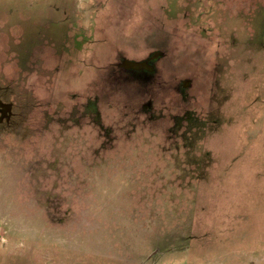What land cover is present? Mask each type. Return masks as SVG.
<instances>
[{
  "label": "rangeland",
  "instance_id": "rangeland-1",
  "mask_svg": "<svg viewBox=\"0 0 264 264\" xmlns=\"http://www.w3.org/2000/svg\"><path fill=\"white\" fill-rule=\"evenodd\" d=\"M0 264H264V0H0Z\"/></svg>",
  "mask_w": 264,
  "mask_h": 264
},
{
  "label": "flooded vegetation",
  "instance_id": "flooded-vegetation-1",
  "mask_svg": "<svg viewBox=\"0 0 264 264\" xmlns=\"http://www.w3.org/2000/svg\"><path fill=\"white\" fill-rule=\"evenodd\" d=\"M156 52H158V51H156ZM156 52H155V53H156ZM155 53L153 52L151 55H154Z\"/></svg>",
  "mask_w": 264,
  "mask_h": 264
}]
</instances>
